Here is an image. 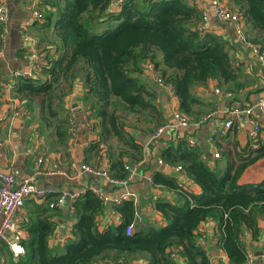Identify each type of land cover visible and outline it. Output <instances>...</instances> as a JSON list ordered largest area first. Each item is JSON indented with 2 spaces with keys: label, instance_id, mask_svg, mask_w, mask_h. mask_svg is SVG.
Returning <instances> with one entry per match:
<instances>
[{
  "label": "trees",
  "instance_id": "obj_1",
  "mask_svg": "<svg viewBox=\"0 0 264 264\" xmlns=\"http://www.w3.org/2000/svg\"><path fill=\"white\" fill-rule=\"evenodd\" d=\"M114 1L46 0L38 7L41 20L28 24L37 32L35 47L45 59L38 68L44 79L12 76L9 85L12 100L27 109L26 119L33 115L36 130L50 149L66 151L74 117L66 107L67 99L80 82L82 112L95 135L83 152V163L107 158L110 177L124 180L126 166L143 158L142 146L127 130L139 129L141 124V131L152 135L164 125L155 93L141 79L145 63L156 69L163 67L160 75L173 89L177 110L190 124L198 103L192 94L194 87L216 79L217 89L236 94L242 84L240 70L228 55L227 42L197 30L202 11L188 0H124L119 10H112ZM235 4L248 42L264 56V0H235ZM95 21L115 25L102 33H91L88 28ZM3 34L0 24V36ZM126 118L133 122L126 123ZM147 122L153 127L147 128ZM227 135L213 137L220 158L212 169L204 151L195 144L190 146L185 138L171 139L162 148L160 160L170 168L180 167L179 175L199 189L197 194L187 192L176 175L154 174V185L175 197L173 202L159 199L154 203L164 226L141 224L127 236L125 228L134 221L135 210L133 201L128 200L113 205L121 223L100 231L97 217L104 212L103 201L86 190L71 204V239L61 250H52L48 239L54 230L53 215L48 207L56 200L49 196L42 202L43 210L28 223L29 237L21 241V257H13L8 249L1 254L5 249L0 242L3 264H129L137 258H144L146 264H178V260L211 264L198 242L199 225L209 221L216 225V243L227 264H245L247 251L241 237L245 231L255 240L261 235L264 180L239 184V179L264 158V142L250 139L241 147L233 140L224 147ZM112 138L119 143L116 148L110 144Z\"/></svg>",
  "mask_w": 264,
  "mask_h": 264
},
{
  "label": "crops",
  "instance_id": "obj_2",
  "mask_svg": "<svg viewBox=\"0 0 264 264\" xmlns=\"http://www.w3.org/2000/svg\"><path fill=\"white\" fill-rule=\"evenodd\" d=\"M227 7L237 10L235 0H221ZM190 5L196 6L200 11L207 14L209 23V34H213L223 41L227 42V52L231 63L235 68L240 70L239 83L242 88L236 94H230L225 97L217 95L215 90L218 87L216 79H210L205 86H197L192 90V94L198 100L194 105L195 116L191 118L192 124L187 128H181L177 125L173 118V111L178 109V100L176 96L172 98L162 88H160L150 77L144 73L141 76L142 82L155 93V104L158 110L164 116V125L161 126L162 132L156 139H152V135H145L138 125L139 129L127 130L136 142L142 146L143 158L140 166L136 170L125 187L112 186L106 179L102 177L92 176L86 172H82L75 167L74 159L80 156L83 163V152L89 142L95 137L94 131L90 128L89 122L85 121L87 132L86 141L83 142L81 150L77 153V138H71L69 147L66 151L51 150L50 146L40 136L36 130V123L30 115L28 119L20 120L14 118L11 112L12 95L10 91V82L12 76L16 74H27L31 71L32 61L28 44L24 43L20 34V28L29 24L30 21V4L29 0H2L4 12L6 15L5 34L0 49V173H14L17 180L22 178L35 177V184L40 189L50 192L54 200L61 194H65L64 204L60 208L48 207V213L52 216L54 230L48 239V246L52 250H61L67 241L71 239V226L74 220L70 217V207L73 198L83 194L86 190L96 192L102 199L104 204V212L97 217L98 229L103 231L112 226H118L121 223L120 215L113 209L118 201H133L135 208L143 218L141 223H136L134 230L141 224L154 226H164L161 216L156 211L154 203L163 199L173 202L174 196L172 192H168L162 187L153 183V176L157 172L164 174L176 175L185 191L194 194L199 193V189L179 175L180 171L169 169L159 163L160 151L171 140L185 138L187 142L192 141L193 144L199 146L204 151V159L208 162L212 169L216 160L212 158L213 146L209 144L208 139L212 134V130L222 126L229 113L238 108L241 110L240 115L235 119L233 128L224 139L222 145L226 147L231 141L236 140L243 147L249 141L250 125L249 119L243 113L246 109L254 107V118L260 124L261 129L258 139L264 142V116L258 111V105L264 101V72L260 67V63L253 52L247 49L239 42L232 31V26L226 22L216 19L213 15L210 0H188ZM112 10H116L112 7ZM29 14V20L26 21ZM85 18V16H84ZM89 30L91 33H102L115 23L99 24L97 21L90 23ZM244 27V26H243ZM27 33L32 37L37 34L35 28H27ZM246 33V28H245ZM156 61H161V55H156ZM163 67L160 66V70ZM169 74V73H168ZM167 74V75H168ZM34 77H44L40 75L39 70L33 72ZM219 90V89H218ZM220 91V90H219ZM223 91V90H222ZM229 94V93H228ZM83 96L81 83L78 82L74 92L67 99L66 107L70 109L73 115L84 116L82 109ZM213 112L214 117L206 120L200 126H195V118H203L207 114ZM85 117V116H84ZM198 119V120H199ZM197 121V120H196ZM96 134V133H95ZM110 144L116 148L119 143L112 138ZM18 150L21 152L19 155ZM42 150L46 151V157L42 155ZM44 157V158H43ZM43 158L41 163L38 161ZM58 162L62 167L69 170L67 177L49 176L44 172L51 167V163ZM108 159L102 158L97 162L90 161L88 165L99 166L104 165L107 168ZM221 162H219V165ZM39 166V167H38ZM73 166V167H72ZM37 172L42 174L37 175ZM264 180V158L250 166L239 179V184H256ZM66 187L70 198L67 200ZM56 189L59 192H54ZM44 208L42 202L30 198L26 200L23 208L15 217L16 228L21 232L22 240L27 239V226L30 219L35 218ZM46 211L44 212L45 215ZM261 235L257 240L253 239L248 232H244L241 240L245 246L247 253L253 255L254 264H264V221L259 222ZM216 225L214 222H205L199 225L198 235L199 243H201L209 258L211 264H227L225 254L217 246ZM1 254H5L7 247ZM8 251V250H7ZM2 255V256H3ZM178 264H184L182 260H178ZM100 264V263H96ZM129 264H146L144 258H137Z\"/></svg>",
  "mask_w": 264,
  "mask_h": 264
},
{
  "label": "built area",
  "instance_id": "obj_3",
  "mask_svg": "<svg viewBox=\"0 0 264 264\" xmlns=\"http://www.w3.org/2000/svg\"><path fill=\"white\" fill-rule=\"evenodd\" d=\"M124 0H115L114 1V9L119 10L123 4ZM46 2V0H29L30 4V23L34 21L41 20V12L38 10V7ZM211 9L213 15L217 20L226 22L232 26V31L235 38L241 42L247 49L251 50L253 54L256 56L260 63V67L264 72V56L259 52L258 48L252 44H250L244 34L243 22L239 16V14L235 11L227 7L221 0H210ZM0 24L3 26V32L5 34V24H6V15L4 12V6L0 4ZM28 26H22L20 28V34L23 38L24 43H27L30 57L32 61L31 71L27 74H14L13 77H32L33 72L37 70L41 65L45 63V59L39 52L36 50L34 40L27 33ZM197 30L200 33L209 31V23L207 14L202 12V19L198 25ZM4 34L0 36L1 40L4 37ZM143 73L150 77L160 88H162L168 95L172 98L175 97L173 89L170 85L164 83L159 71L154 67V65L150 62L145 63L143 65ZM217 95H223L225 97L229 96L228 93H223L218 89L215 90ZM11 112L14 118H18L20 120H25L28 116L27 109L20 103L18 100L11 101ZM254 107H250L246 109L243 113L249 119L250 125V139L258 138L261 126L254 118ZM258 111L264 116V101L260 102L258 105ZM241 110L235 108L232 110L221 127L215 128L212 130V134L208 139L210 145L213 146L214 153L212 154V158L217 160L220 158L219 151L214 147L213 137L217 135H226L233 128L235 119L240 115ZM214 117V113L211 112L207 114L205 117L199 119L195 122V126H200L206 120ZM173 118L177 125L181 128H187L191 124L189 120L179 113L176 109L173 111ZM70 126L72 127V138L75 137L76 134V124L74 120H70ZM162 132V128L156 130L153 134L152 139H156L160 136ZM189 145L193 146V142L189 141ZM42 155L46 157V151L42 150ZM44 158V157H43ZM41 158L38 163L43 161ZM159 163L169 169H175L176 171H180V167L170 168L168 165L159 160ZM141 162H137L131 166H126V171L128 172V176L124 180H116L110 177L106 167L104 165L99 166H90V165H82L81 171L86 172L92 176L102 177L106 179L112 186L125 187L128 183L130 177L136 173V170L140 166ZM39 167V166H38ZM73 167V166H72ZM49 176H61L67 177L69 175V170L62 167L58 162L51 163V167L44 172ZM37 175L42 174L41 172H37ZM96 196H98L102 201L103 199L96 193L93 192ZM51 196L50 192L44 189H40L35 185V177L22 178L21 180H17L16 175L14 173H0V242L7 247V249L11 252L12 256L15 258H19L24 254V248L21 245L22 235L19 230L16 228L15 217L17 213L23 208L26 200L30 198L37 199L43 202L47 197ZM65 199V194H61L55 200V203H50L49 208H60L61 204ZM75 198H73L74 200ZM72 200V201H73ZM104 202V201H103ZM121 201L116 202L115 205H119ZM70 216L73 213V208L70 207ZM143 218L140 216L139 212L135 208L134 210V221L126 226L125 234L130 236L134 232V227L136 223H141ZM175 258V257H174ZM0 264H3L2 259L0 257ZM117 264H124L123 261H119ZM245 264H254L253 255L246 253V261Z\"/></svg>",
  "mask_w": 264,
  "mask_h": 264
},
{
  "label": "rangeland",
  "instance_id": "obj_4",
  "mask_svg": "<svg viewBox=\"0 0 264 264\" xmlns=\"http://www.w3.org/2000/svg\"><path fill=\"white\" fill-rule=\"evenodd\" d=\"M29 20V14H28V16H27V19H26V21H28ZM34 35H35V33H34ZM32 38H34L35 39V37L32 35ZM82 103V102H81ZM36 117V116H35ZM34 117V118H35ZM132 118V117H131ZM127 120H126V123H132L133 122V120L132 119H128V118H126ZM73 120H74V122H75V124H76V138H77V153L82 149L81 148V144L83 143V142H85L86 141V138H87V132H86V128H85V126H84V124H85V121H86V118L84 117V116H82L81 115V117L80 116H78V115H74V117H73ZM19 122H20V119H19ZM146 126H147V128H151V127H153L150 123H148L147 122V124H146ZM18 153H19V155L21 154V152L18 150ZM80 159V156H79V153H78V156L74 159V164H75V167L78 169V170H80L81 169V164H82V162L79 160ZM4 172H6V173H9V171L8 170H4ZM36 185V187H38L39 185L38 184H35ZM39 188V187H38ZM63 191L64 192H66V196H67V200H68V198H70V195L68 194V190H67V188L66 187H64L63 188ZM54 192H59V191H57L56 189H54ZM63 204H64V202H63ZM62 204V205H63Z\"/></svg>",
  "mask_w": 264,
  "mask_h": 264
},
{
  "label": "water",
  "instance_id": "obj_5",
  "mask_svg": "<svg viewBox=\"0 0 264 264\" xmlns=\"http://www.w3.org/2000/svg\"><path fill=\"white\" fill-rule=\"evenodd\" d=\"M83 96L82 95H79V98H82Z\"/></svg>",
  "mask_w": 264,
  "mask_h": 264
}]
</instances>
